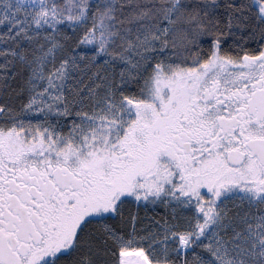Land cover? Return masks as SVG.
Instances as JSON below:
<instances>
[{
  "label": "snow or ice",
  "instance_id": "1",
  "mask_svg": "<svg viewBox=\"0 0 264 264\" xmlns=\"http://www.w3.org/2000/svg\"><path fill=\"white\" fill-rule=\"evenodd\" d=\"M0 264H264V0H0Z\"/></svg>",
  "mask_w": 264,
  "mask_h": 264
}]
</instances>
